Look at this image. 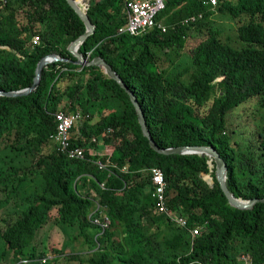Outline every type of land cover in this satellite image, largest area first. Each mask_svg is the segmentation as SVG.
Wrapping results in <instances>:
<instances>
[{"label":"trees","instance_id":"obj_1","mask_svg":"<svg viewBox=\"0 0 264 264\" xmlns=\"http://www.w3.org/2000/svg\"><path fill=\"white\" fill-rule=\"evenodd\" d=\"M124 1L78 0L89 4L96 27L79 52L111 65L158 147H214L227 164L228 191L243 201L264 198V0H167L156 17L166 31L140 36L118 32ZM214 14L240 21L238 47L221 39ZM85 32L66 0H0L1 90L31 87L48 55L70 60L47 65L29 95L0 97V264H42L56 252L36 244L53 211L72 241L89 245L80 264H264V203L229 207L208 156L154 152L118 84L99 67L73 63L68 47ZM35 36L41 42L33 46ZM187 38L199 39L180 53ZM61 111L89 115L70 135L85 159L70 160L51 139ZM153 167L164 171L167 208L186 228L153 213ZM85 182L97 200L85 195ZM96 202L104 210L95 214ZM94 217H109L110 227L103 231ZM194 226L201 229L192 238Z\"/></svg>","mask_w":264,"mask_h":264},{"label":"built area","instance_id":"obj_2","mask_svg":"<svg viewBox=\"0 0 264 264\" xmlns=\"http://www.w3.org/2000/svg\"><path fill=\"white\" fill-rule=\"evenodd\" d=\"M167 0H125L124 12L126 21L125 24L118 29L119 33H125L130 36H140L141 34L148 32L154 28L161 32L166 31V27L161 22L156 21L157 15L165 9V3ZM212 6L216 5V0H209ZM201 19V15L190 16L184 19L180 26H186L188 24L195 23ZM41 39L39 36H35L32 40V45H39ZM89 118V115H83L81 112L67 113L64 111L58 112L55 115L56 131L51 135V139L58 146V151L65 154L70 160H82L86 158V154L82 148L73 146L70 142L71 131L74 127L79 126L85 120ZM100 169H106L107 165L101 163V161L95 162ZM152 176V198L155 205L153 213L156 215H164L174 225L186 228L187 221L185 218L178 216L175 212L170 211L167 208L166 198V178L164 171L160 167H153L151 170ZM95 224L100 226L102 230H106L110 227V218L101 219L100 217H94ZM201 227L194 226L188 229L191 237H197L200 234ZM52 261L51 257H46L41 260L42 264H49Z\"/></svg>","mask_w":264,"mask_h":264},{"label":"water","instance_id":"obj_3","mask_svg":"<svg viewBox=\"0 0 264 264\" xmlns=\"http://www.w3.org/2000/svg\"><path fill=\"white\" fill-rule=\"evenodd\" d=\"M68 5L74 10V12L78 15V17L82 20V22L86 26V32L81 35L79 38H77L75 41H73L69 47L68 50L72 54L74 58H76V61L73 63L81 66V67H99L101 71L107 75L108 78L114 80L118 84V86L127 94L130 103L132 104L136 116H137V122L140 126L141 133L143 137H145L148 141L149 147L156 152L157 154L162 155H191V154H199L202 156H208L212 162L215 163V175L216 179L219 183V186L221 188V193L224 196V198L227 201V204L229 207L238 210V211H250L255 204L257 203H264V198H253V200L243 201L241 199H236L228 190L227 187V164L222 158V156L218 153V151L214 147L209 146H181V147H174V148H166L162 149L158 147L155 142L153 141L149 130L146 126V122L143 116V112L141 110V107L133 94L127 86L124 84V82L121 80V78L114 72L111 65H109L103 58L96 57L93 60H89L88 58L84 57L80 52V46L91 36L95 33V25L92 23L88 16V6H80L78 3V0H66ZM70 62V60L62 59L60 56L56 54L48 55L40 60V62L37 65L36 68V76L34 79V83L31 87L25 88L18 91H11L6 92L0 89V97H23L27 96L30 93H32L36 88L38 87L40 80H41V74L43 69L53 62Z\"/></svg>","mask_w":264,"mask_h":264},{"label":"rangeland","instance_id":"obj_4","mask_svg":"<svg viewBox=\"0 0 264 264\" xmlns=\"http://www.w3.org/2000/svg\"><path fill=\"white\" fill-rule=\"evenodd\" d=\"M211 21L217 27L221 28L222 30L221 39L223 41H228L229 45L233 47H238L239 41H237L236 38L235 28H236V24H239L240 21H236L235 23L232 20H228L226 18L221 17L219 14H214L213 17L211 18ZM198 39L199 38H190V39L187 38L186 46L184 47V49H182L179 52L190 54L192 48H194V46L196 45L195 42H197ZM189 74H187L184 77V80H187ZM210 102L211 99L209 100L208 103H206L205 106L209 105ZM246 107L248 110L250 109L249 106ZM111 111L112 109H109L106 113H109ZM107 149H110V147ZM103 154H106V150H104ZM204 179L207 181V183L211 185L213 184V180L210 175H204ZM84 185L85 187H83V191L85 195L92 196L94 200H97L96 198L98 195L95 194L94 191H92L89 188L90 184L85 182ZM100 210H104V209L102 208L99 202H96L95 214ZM51 215H52L51 220L49 224L45 227V230L47 229L48 234L42 231L38 240L36 241L37 246H49L51 250L52 249L56 250V252L47 255L48 257H51L53 262L56 264H80L81 260L90 256L89 245L82 238L78 239L77 241H72V238L73 236H75V234L72 233L70 230L63 229L62 227L54 223L53 219H55L56 211H53ZM121 237L122 235L119 234V238ZM64 248L65 250H63L61 254L57 252ZM76 255L78 256V259L71 258L72 256H76ZM245 264H248V262H246Z\"/></svg>","mask_w":264,"mask_h":264}]
</instances>
